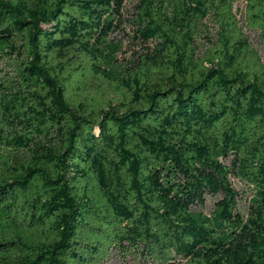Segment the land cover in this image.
Instances as JSON below:
<instances>
[{
  "label": "trees",
  "instance_id": "trees-1",
  "mask_svg": "<svg viewBox=\"0 0 264 264\" xmlns=\"http://www.w3.org/2000/svg\"><path fill=\"white\" fill-rule=\"evenodd\" d=\"M237 1L264 51V0H137L120 60L125 0H0V264H264V62Z\"/></svg>",
  "mask_w": 264,
  "mask_h": 264
},
{
  "label": "rangeland",
  "instance_id": "rangeland-1",
  "mask_svg": "<svg viewBox=\"0 0 264 264\" xmlns=\"http://www.w3.org/2000/svg\"><path fill=\"white\" fill-rule=\"evenodd\" d=\"M136 4H137V0H125L121 18L118 24L119 30L115 31L110 36V39L114 43H117L119 45L120 51L118 53V58L120 60H129L130 58L139 54L143 50L144 45L141 43L140 40L137 39L136 33L134 32L130 22L131 19L133 18ZM234 7H235V12L236 11L240 12L236 14H237V18L241 21L243 32L247 35V37L251 42V45L253 46L254 49L258 51L261 60L264 62V51L259 44L258 34L256 32L249 31L245 26L244 4L240 1H237ZM211 34L213 37L215 36L214 28H212ZM230 161H231L230 159L223 160V162L226 164H230ZM230 181L232 186L240 194L237 211L243 216L244 219H246L249 214L248 201L251 196V191L239 178L235 176H231ZM217 199L218 197L206 196L204 206L199 209L203 213L208 214L213 208V204ZM103 264H137V262L132 260L130 257L123 258L113 254Z\"/></svg>",
  "mask_w": 264,
  "mask_h": 264
}]
</instances>
